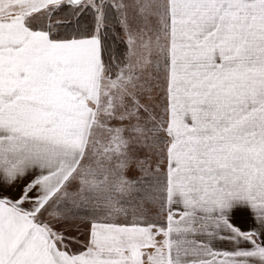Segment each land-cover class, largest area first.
<instances>
[{"label": "rangeland", "instance_id": "rangeland-1", "mask_svg": "<svg viewBox=\"0 0 264 264\" xmlns=\"http://www.w3.org/2000/svg\"><path fill=\"white\" fill-rule=\"evenodd\" d=\"M133 1L0 0V51L28 35L46 37H31L18 53L29 57L26 66L48 52L49 66L58 67L53 57L66 53L94 68L98 54L91 101L64 102L60 86L67 75L59 79L50 68L47 134L39 137L44 119L29 121L28 113L41 117L40 111L23 112L21 123L38 129L40 142L19 141L18 149H84L35 220L71 256L84 255L92 225L106 223L149 227L158 264H264V0L252 4V25L237 23L243 12L236 8L243 5L235 0H210L209 19L203 9L174 11L188 25L170 24L167 0H142L137 8ZM59 5L95 11L93 37L50 41L45 31L52 30L49 16ZM107 5L118 15L125 46L113 75L100 61ZM7 56L3 63H15ZM90 74L78 77L86 82ZM12 93L27 103L46 91Z\"/></svg>", "mask_w": 264, "mask_h": 264}, {"label": "crops", "instance_id": "crops-1", "mask_svg": "<svg viewBox=\"0 0 264 264\" xmlns=\"http://www.w3.org/2000/svg\"><path fill=\"white\" fill-rule=\"evenodd\" d=\"M236 1L243 5L236 8L237 11L243 12L242 21L237 23L254 24L251 10L256 8L252 4L258 0ZM133 2L137 8V5L143 1ZM167 2L171 25L174 23L188 25L183 21V18H187L186 16L179 17L181 14L174 12L177 9L189 10L190 8L196 12L203 9L204 14L207 15L206 19L210 17V0H167ZM193 16L190 14L188 17ZM31 37L44 38L45 36L28 35L26 39H19V44L11 50L0 51V261L5 255L8 257L6 264H158L159 261L154 258L152 252L156 250V243H153L154 233L149 227L94 224L91 227L87 252L84 255L71 256L67 255L64 246L60 249L47 226L37 224L35 218L42 217V214L39 217L36 215L50 196L56 193L75 171L80 164L84 149H26L28 151H23L24 149H18V142L32 140L40 142L39 137L48 132L47 123L50 112L45 107L51 105L50 93L47 89L50 90L49 83L54 76L50 68L58 69L59 79H64L61 78V74L67 75L68 83L65 87H62L64 84L60 86L61 98L69 105L75 106V104L80 105L83 98L91 101L97 95L99 66L97 51L93 56L94 68L77 65L74 57L66 53L53 57L60 59L58 67L49 66L50 57L53 55L48 52L42 53V61L33 63L34 60L30 59V66H26L24 63L29 57L24 60L18 56L24 55L25 51L18 53L27 47L26 43ZM7 54L15 63L9 65L3 63L8 59ZM69 57L72 60L67 63L66 59ZM92 72L94 76L91 75ZM83 73H91L86 82H81L78 77ZM28 75H36L37 82H28L33 79ZM72 81L77 83L73 88L67 86ZM32 87L46 93L36 100L30 97L27 103L18 98V93H12ZM7 91H9L8 95ZM73 91L76 95L67 96V93L70 94ZM56 102L57 100L53 103ZM30 106H34L37 112L42 113L41 117H38V113L34 115L28 113L29 121L44 119L43 123H38L42 132L34 127L26 128L24 123H21L24 121L23 112L26 108L30 111ZM44 130L46 132H43ZM6 145L10 146L9 149H4ZM24 234L25 240L19 242V235ZM139 244L140 249H138Z\"/></svg>", "mask_w": 264, "mask_h": 264}, {"label": "trees", "instance_id": "trees-1", "mask_svg": "<svg viewBox=\"0 0 264 264\" xmlns=\"http://www.w3.org/2000/svg\"><path fill=\"white\" fill-rule=\"evenodd\" d=\"M79 9L80 7L77 6L59 5L53 10L49 16V21L52 20L53 22L55 20V23L52 30L45 31L50 41L59 42L93 37L96 25L95 11L83 10L80 12ZM102 20L103 27L100 34H98L100 61L107 74L113 75V67L123 62L125 46L118 39L120 34L119 19L116 11L111 6L107 5L103 8ZM74 218L75 223L80 222V217L76 219L74 215ZM78 252L75 251L74 253Z\"/></svg>", "mask_w": 264, "mask_h": 264}, {"label": "water", "instance_id": "water-1", "mask_svg": "<svg viewBox=\"0 0 264 264\" xmlns=\"http://www.w3.org/2000/svg\"><path fill=\"white\" fill-rule=\"evenodd\" d=\"M72 4L76 5L80 3L82 0H70Z\"/></svg>", "mask_w": 264, "mask_h": 264}]
</instances>
